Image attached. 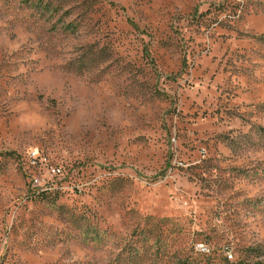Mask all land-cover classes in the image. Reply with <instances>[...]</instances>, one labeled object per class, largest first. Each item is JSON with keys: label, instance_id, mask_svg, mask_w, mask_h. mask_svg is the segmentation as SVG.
Listing matches in <instances>:
<instances>
[{"label": "rangeland", "instance_id": "1", "mask_svg": "<svg viewBox=\"0 0 264 264\" xmlns=\"http://www.w3.org/2000/svg\"><path fill=\"white\" fill-rule=\"evenodd\" d=\"M0 264H264V0H0Z\"/></svg>", "mask_w": 264, "mask_h": 264}, {"label": "built area", "instance_id": "2", "mask_svg": "<svg viewBox=\"0 0 264 264\" xmlns=\"http://www.w3.org/2000/svg\"><path fill=\"white\" fill-rule=\"evenodd\" d=\"M28 160L30 161L31 165H39V162H42V157L41 154L39 152V150L37 148H32L31 150H29L28 152ZM62 174V169L59 166H47L46 165V169L45 172L39 176V178L36 180L39 182V184L42 185H49L52 186L53 185V179L55 176H58ZM196 250L201 252V253H209L210 249L208 248V246H206V244L204 243H199L196 245ZM229 258H232L233 255L231 253L228 254Z\"/></svg>", "mask_w": 264, "mask_h": 264}, {"label": "trees", "instance_id": "3", "mask_svg": "<svg viewBox=\"0 0 264 264\" xmlns=\"http://www.w3.org/2000/svg\"><path fill=\"white\" fill-rule=\"evenodd\" d=\"M27 156H28V153H27ZM165 173H166V170L163 169V170L159 171L158 173H156L153 177H154V179H158L160 176H164ZM199 253L200 254H204V255H207L208 254V253H201V252H199Z\"/></svg>", "mask_w": 264, "mask_h": 264}]
</instances>
